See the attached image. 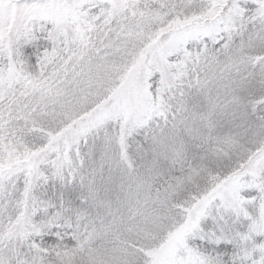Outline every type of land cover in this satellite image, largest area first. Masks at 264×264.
I'll list each match as a JSON object with an SVG mask.
<instances>
[{
	"label": "snow or ice",
	"instance_id": "obj_1",
	"mask_svg": "<svg viewBox=\"0 0 264 264\" xmlns=\"http://www.w3.org/2000/svg\"><path fill=\"white\" fill-rule=\"evenodd\" d=\"M0 264H264V0H0Z\"/></svg>",
	"mask_w": 264,
	"mask_h": 264
}]
</instances>
